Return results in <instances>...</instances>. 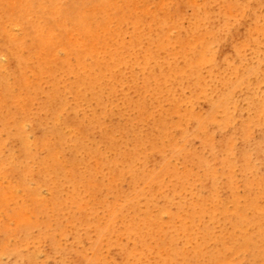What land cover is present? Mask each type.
<instances>
[{
	"label": "rangeland",
	"instance_id": "374dc122",
	"mask_svg": "<svg viewBox=\"0 0 264 264\" xmlns=\"http://www.w3.org/2000/svg\"><path fill=\"white\" fill-rule=\"evenodd\" d=\"M0 264H264V0H0Z\"/></svg>",
	"mask_w": 264,
	"mask_h": 264
}]
</instances>
